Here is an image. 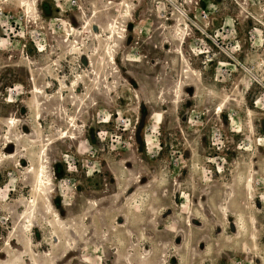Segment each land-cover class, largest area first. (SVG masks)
Returning a JSON list of instances; mask_svg holds the SVG:
<instances>
[{"label": "rangeland", "instance_id": "374dc122", "mask_svg": "<svg viewBox=\"0 0 264 264\" xmlns=\"http://www.w3.org/2000/svg\"><path fill=\"white\" fill-rule=\"evenodd\" d=\"M0 264H264V0H0Z\"/></svg>", "mask_w": 264, "mask_h": 264}, {"label": "bare ground", "instance_id": "6f19581e", "mask_svg": "<svg viewBox=\"0 0 264 264\" xmlns=\"http://www.w3.org/2000/svg\"><path fill=\"white\" fill-rule=\"evenodd\" d=\"M28 6V5H27ZM27 9V8H26ZM178 25H180V24H178ZM105 27L106 28H109V35H110V38H113L114 37V28H115V26H114V23H112V22H107L106 24H105ZM185 30L187 31V26L185 25ZM116 32V31H115ZM183 34V33H182ZM180 35V38H179V41L180 42H182V40H184V38H185V36H186V34H187V32L186 33H184L183 35ZM179 44H181V43H179ZM180 54H182L181 52H180ZM112 60V59H111ZM72 124H73V122H72ZM70 127H71V125H70ZM74 127V126H73ZM70 129H72V128H70ZM74 129V128H73ZM74 131V130H73ZM70 133V132H69ZM67 135H71V134H67ZM63 136V135H62ZM66 136V135H65ZM64 137V136H63ZM8 143H12V142H8ZM7 144V143H6ZM5 144V145H6ZM5 147V146H4ZM42 152L40 151L39 152V159H40V156L42 155L41 154ZM31 159V158H30ZM42 160V159H41ZM30 163H33L32 162V159L30 160ZM37 168V169H36ZM36 168H34L33 166L31 167V169L29 168V170H30V174H33V177H34V184H33V189H35V192L36 193H38V194H40V195H42L43 196V194L45 193V191H46V182H45V177H44V171H43V165H40V164H38V166L36 167ZM27 172V171H26ZM35 202H33V201H31V206L30 207H34L35 206ZM45 206H46V204H45ZM46 208L47 209H49V207H47L46 206ZM55 216V215H54ZM56 217V216H55ZM56 220V219H55Z\"/></svg>", "mask_w": 264, "mask_h": 264}]
</instances>
